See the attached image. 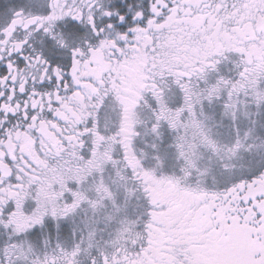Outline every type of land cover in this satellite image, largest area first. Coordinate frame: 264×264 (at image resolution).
<instances>
[{
  "label": "snow or ice",
  "instance_id": "snow-or-ice-1",
  "mask_svg": "<svg viewBox=\"0 0 264 264\" xmlns=\"http://www.w3.org/2000/svg\"><path fill=\"white\" fill-rule=\"evenodd\" d=\"M0 264H264V0H0Z\"/></svg>",
  "mask_w": 264,
  "mask_h": 264
}]
</instances>
